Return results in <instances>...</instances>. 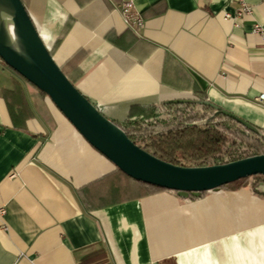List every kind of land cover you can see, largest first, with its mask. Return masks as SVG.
<instances>
[{
    "label": "crops",
    "instance_id": "obj_1",
    "mask_svg": "<svg viewBox=\"0 0 264 264\" xmlns=\"http://www.w3.org/2000/svg\"><path fill=\"white\" fill-rule=\"evenodd\" d=\"M23 0L101 113L200 97L264 132V0ZM0 264H264V195L144 193L0 60Z\"/></svg>",
    "mask_w": 264,
    "mask_h": 264
},
{
    "label": "water",
    "instance_id": "obj_2",
    "mask_svg": "<svg viewBox=\"0 0 264 264\" xmlns=\"http://www.w3.org/2000/svg\"><path fill=\"white\" fill-rule=\"evenodd\" d=\"M0 60L42 91L91 146L136 180L176 191L182 197H199L238 179L264 175V154L221 164L181 166L135 144L62 71L21 0H0ZM190 102L210 106L259 133L254 125L208 100Z\"/></svg>",
    "mask_w": 264,
    "mask_h": 264
},
{
    "label": "trees",
    "instance_id": "obj_3",
    "mask_svg": "<svg viewBox=\"0 0 264 264\" xmlns=\"http://www.w3.org/2000/svg\"><path fill=\"white\" fill-rule=\"evenodd\" d=\"M199 99L205 100L203 97ZM113 122L142 149L174 165L221 164L264 154L263 131L259 129V133H255L233 118L216 113L210 106L190 101H170L160 106L132 103L126 119L121 123ZM116 171L136 183L144 193L169 190L136 180L118 168ZM253 177L256 180L249 186L254 192L264 195V175L241 178L221 188L246 186V180Z\"/></svg>",
    "mask_w": 264,
    "mask_h": 264
},
{
    "label": "built area",
    "instance_id": "obj_4",
    "mask_svg": "<svg viewBox=\"0 0 264 264\" xmlns=\"http://www.w3.org/2000/svg\"><path fill=\"white\" fill-rule=\"evenodd\" d=\"M119 6L121 13L128 23H133L136 25L142 24V18L139 14L133 12V0H119ZM238 10L237 15L242 16L244 14H249L251 12V6L247 0H238ZM253 31L258 33L261 39L264 41V28L258 23H255L253 26ZM257 103L264 106V92L260 93L256 98Z\"/></svg>",
    "mask_w": 264,
    "mask_h": 264
},
{
    "label": "rangeland",
    "instance_id": "obj_5",
    "mask_svg": "<svg viewBox=\"0 0 264 264\" xmlns=\"http://www.w3.org/2000/svg\"><path fill=\"white\" fill-rule=\"evenodd\" d=\"M256 180V178H249L248 180H246V184L249 185L250 183L254 182Z\"/></svg>",
    "mask_w": 264,
    "mask_h": 264
}]
</instances>
